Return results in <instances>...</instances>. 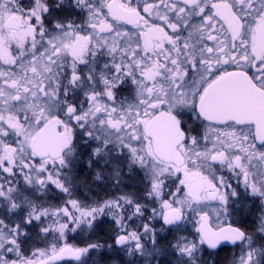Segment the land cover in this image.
I'll use <instances>...</instances> for the list:
<instances>
[{
    "label": "snow or ice",
    "instance_id": "obj_1",
    "mask_svg": "<svg viewBox=\"0 0 264 264\" xmlns=\"http://www.w3.org/2000/svg\"><path fill=\"white\" fill-rule=\"evenodd\" d=\"M0 264H264V0H0Z\"/></svg>",
    "mask_w": 264,
    "mask_h": 264
}]
</instances>
